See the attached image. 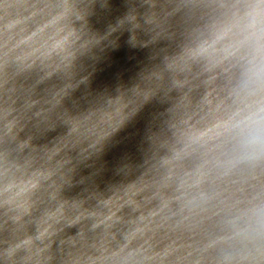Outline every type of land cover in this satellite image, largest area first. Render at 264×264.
Returning <instances> with one entry per match:
<instances>
[{"label":"water","instance_id":"obj_1","mask_svg":"<svg viewBox=\"0 0 264 264\" xmlns=\"http://www.w3.org/2000/svg\"><path fill=\"white\" fill-rule=\"evenodd\" d=\"M264 0H0V264H264Z\"/></svg>","mask_w":264,"mask_h":264},{"label":"clouds","instance_id":"obj_2","mask_svg":"<svg viewBox=\"0 0 264 264\" xmlns=\"http://www.w3.org/2000/svg\"><path fill=\"white\" fill-rule=\"evenodd\" d=\"M264 72V69H261ZM254 127L250 128L245 143L253 147L258 155H264V105H262L253 117ZM255 236L264 240V209L258 212V220L255 228Z\"/></svg>","mask_w":264,"mask_h":264}]
</instances>
